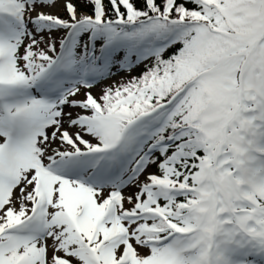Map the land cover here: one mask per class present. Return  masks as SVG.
<instances>
[{"label":"snow or ice","instance_id":"obj_1","mask_svg":"<svg viewBox=\"0 0 264 264\" xmlns=\"http://www.w3.org/2000/svg\"><path fill=\"white\" fill-rule=\"evenodd\" d=\"M0 138V264H264V0H0Z\"/></svg>","mask_w":264,"mask_h":264},{"label":"rangeland","instance_id":"obj_2","mask_svg":"<svg viewBox=\"0 0 264 264\" xmlns=\"http://www.w3.org/2000/svg\"><path fill=\"white\" fill-rule=\"evenodd\" d=\"M0 142H2V138H0Z\"/></svg>","mask_w":264,"mask_h":264},{"label":"trees","instance_id":"obj_3","mask_svg":"<svg viewBox=\"0 0 264 264\" xmlns=\"http://www.w3.org/2000/svg\"><path fill=\"white\" fill-rule=\"evenodd\" d=\"M135 74V73H134Z\"/></svg>","mask_w":264,"mask_h":264}]
</instances>
